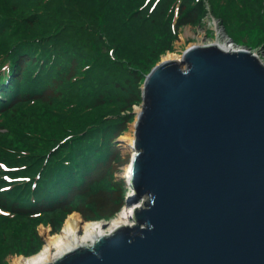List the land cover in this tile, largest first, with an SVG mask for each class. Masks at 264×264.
Segmentation results:
<instances>
[{"label": "water", "instance_id": "1", "mask_svg": "<svg viewBox=\"0 0 264 264\" xmlns=\"http://www.w3.org/2000/svg\"><path fill=\"white\" fill-rule=\"evenodd\" d=\"M140 107L135 224L50 264H264L259 52L193 45L147 74Z\"/></svg>", "mask_w": 264, "mask_h": 264}, {"label": "trees", "instance_id": "2", "mask_svg": "<svg viewBox=\"0 0 264 264\" xmlns=\"http://www.w3.org/2000/svg\"><path fill=\"white\" fill-rule=\"evenodd\" d=\"M170 1L162 0L156 6V19L149 9L142 21L138 14L146 0L73 1L79 11L62 7L72 0H0V129H8L11 135L0 136L6 140L0 141V161L12 168L7 172L0 167V207L10 211L9 215L0 214V264H5L7 254L29 255L39 249L41 237L36 226L40 223H49L54 229L60 215L74 210L88 220L110 218L120 209L122 191L114 173L128 157L122 158L113 145L126 125L120 117H112L116 111L110 108L118 106L112 96L119 98L123 88L115 81L118 70L113 65L121 67L123 61H131L128 47L145 51L150 40L144 31L145 21L150 16L151 21L160 17L164 29L169 27L165 11ZM80 2L90 9H84ZM192 2H180L179 26L198 19L202 10L198 3L202 1ZM248 3L212 0L213 10L224 16L228 27L237 21L234 11L238 7V21L248 22L247 15L252 12L257 17L255 26L264 30L262 13L256 16V3L251 7ZM130 13L139 20L143 36L127 30L119 34L118 42L126 48H117L118 63L104 58L96 76L97 59L88 55L85 42L100 45L106 32L85 24L97 25L103 14L105 22L122 27ZM68 19L74 21L67 24ZM75 21L81 22L70 23ZM129 39L134 45H127ZM91 60L94 63L89 64ZM129 68L138 72L131 75L139 80V64ZM127 94L130 98L123 102L129 107L142 100V90ZM6 173L15 180L6 181Z\"/></svg>", "mask_w": 264, "mask_h": 264}, {"label": "rangeland", "instance_id": "3", "mask_svg": "<svg viewBox=\"0 0 264 264\" xmlns=\"http://www.w3.org/2000/svg\"><path fill=\"white\" fill-rule=\"evenodd\" d=\"M73 1L72 2H64L68 6L63 5L62 7L66 10L67 7L70 8L72 11H79L77 10ZM162 0H146V4L143 6V9L140 11L138 14L139 18H142V21L145 20L146 16L150 9V12L155 10L157 5L160 4ZM183 0H171L170 3L167 5V9L165 12H168V18L170 19V23L168 24L169 27H166L164 29L163 21L161 22L160 17H157L156 19V14L154 11V20L151 21L150 17L148 18V21L146 22L145 26V34L150 40L148 41L149 45L147 47H144L145 51L144 52H139L138 50H133L132 47H128L126 51L130 50V55L132 56L131 61H123L121 64L124 70L119 67V65H113L115 68H117L118 73L115 75V81L119 82L118 86H122V89H119V93L117 96L120 98H116L115 96H112V100H114V103L118 104V106L113 107L112 105L110 108L115 110L116 112L112 115L114 118H121L125 120L126 125L123 133H132L133 131V126L136 121L137 117V110L138 107H140L139 103H133L131 107H129V104L124 103L123 100H126L127 98H130L127 94V92L130 95V92L136 91V93H140V90H142V87L144 85V76H147L153 69V67L158 64L165 55H167L169 52H175L179 53L180 55L183 54V52L192 44H197V43H208V42H214L215 40L218 39V35H224L226 38L232 39V41L243 45V47H247L248 49H253L259 52L263 62H264V33L263 29L260 28L259 26L256 25V19L255 16L252 15V12L247 15V20L248 22L242 20L238 21L239 13L238 12V7L235 8L236 12L234 11L235 14V23L232 24L233 26L237 27H228L229 25L227 22L224 21L223 15H220V13L215 12L213 10V5H212V0H194L193 2L191 0H185V2L188 3H196V2H201L198 3L199 7L202 8L203 12L201 9H199V16L198 19L195 20L193 23H188L185 25H178V21L180 18V2ZM250 3H248L249 7H251L253 3H256V16H259L260 13H262L264 17V0H249ZM172 3V4H171ZM80 5L82 2L79 3ZM255 5V4H254ZM84 9H90L88 4L81 5ZM41 8V6H39ZM97 5L93 8L96 9ZM148 8V9H146ZM104 13V11H103ZM233 13V14H234ZM129 18L121 24L122 27H119L117 23H112L109 24L108 22L104 21V15L101 14L98 17L97 20V25L94 22H91L88 20V22H91L97 27L92 26V24H85L89 29H97L100 28L103 30V32H106L104 35L105 38L100 41V45L96 44L94 45L93 43L85 42L86 45V51L88 52V55L91 57L93 56L94 58L97 59L98 63V69L99 72L96 73L95 69H93L95 75L97 76L101 72V62L103 61L104 58H109L112 60V64H117V60H115L117 53L116 50L123 51L125 47L124 43L118 42L121 33L125 34V30H127L130 33L136 34L139 37H141L143 31L141 27H138V21L135 20L133 14L128 15ZM153 16V15H152ZM162 17V16H161ZM80 20L82 21L84 18L79 17ZM85 20V19H84ZM233 20V18L231 19ZM67 24H69L67 21H74L72 19L65 20ZM81 21H75V22H70V23H79ZM140 21V24L141 22ZM260 21H258L259 23ZM84 24V23H83ZM145 24V23H143ZM142 24V26H143ZM163 24V25H162ZM81 26L80 24H78ZM75 26V29H78L79 26ZM99 25V26H98ZM111 29L110 31L107 30V28ZM156 30V31H153ZM262 30V31H261ZM233 33V35L231 34ZM75 34V33H73ZM120 34V35H119ZM144 34V35H145ZM143 36V35H142ZM230 41V40H228ZM131 44L134 45L133 40L129 39L127 45L130 46ZM89 49L92 51L90 52ZM125 60V59H124ZM94 63V60L89 61V64ZM130 64L132 66H136V64H139V68H141L142 72L140 75V79L137 80L135 77L132 75L134 73H138L136 70H132L129 68ZM133 71V73H131ZM132 74V75H131ZM145 74V75H144ZM90 74L88 73V76ZM142 77V78H141ZM132 90L130 91V89ZM117 88L112 90V94L115 95V90ZM77 93V92H76ZM130 102V101H129ZM122 107V110H120ZM34 112V111H31ZM120 115V116H119ZM108 117V116H107ZM126 117V118H125ZM122 133V134H123ZM1 134H4L3 137L7 138L10 137V133L8 132V129H0V136ZM121 134V135H122ZM118 136L116 140H114L113 145L114 147L118 148V150L122 154V158L127 155V163L132 159V151L129 150L127 145L119 140ZM0 141H6L0 137ZM1 144V142H0ZM127 164L125 163L124 165H121L116 169V172L114 173L115 177V182L116 184L121 188V193H122V203L123 205H126V200L128 199L127 196L130 194V186L127 182V177L124 174L125 166ZM119 166V165H117ZM29 201V200H28ZM139 202H143V199H140ZM24 203V202H23ZM28 203V202H25ZM143 204V203H142ZM69 215V214H68ZM68 215H60L59 220L55 221L57 226L52 229V226L49 223H40L36 226V231L38 235L41 237V244L40 247H42L44 243V233H43V228H48L51 233H55L61 230V228L64 225V222L67 218ZM64 216V217H63ZM110 218H102V219H94V220H102L103 222H107ZM61 220V222H59ZM136 222V221H135ZM39 247V248H40ZM17 253H12V254H7L5 257V264H12V258L15 257Z\"/></svg>", "mask_w": 264, "mask_h": 264}, {"label": "bare ground", "instance_id": "4", "mask_svg": "<svg viewBox=\"0 0 264 264\" xmlns=\"http://www.w3.org/2000/svg\"><path fill=\"white\" fill-rule=\"evenodd\" d=\"M212 43H219L221 47H224L226 50H237V47H240L234 45V43L229 44L224 40L222 35H218V39L214 42H208L205 44ZM193 45H204V43L200 42L197 44H192L189 47ZM171 59L182 61V55L175 52H169L163 57L161 61ZM140 109L141 107H138L137 111L139 112ZM134 128L135 125L132 128V133H123L119 137V140L123 141L129 148V150L133 152L132 159L125 166L124 170V174L127 177L129 185L132 178L135 155ZM132 192L133 190L131 189L130 194ZM141 206L142 203H140L139 201H131L127 205H122L120 209L107 222L91 219L85 221L79 212H72L67 216L63 227L58 232L51 233L48 228H44V226H42L45 236L42 247L29 256H25L24 254L16 255L12 258V264H50L60 256L77 247L92 246L98 237L107 235L118 227L132 226V224H135V220L133 219V212H135V210Z\"/></svg>", "mask_w": 264, "mask_h": 264}]
</instances>
